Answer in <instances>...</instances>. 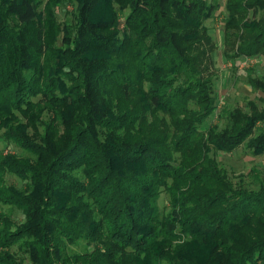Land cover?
<instances>
[{"label":"trees","instance_id":"trees-1","mask_svg":"<svg viewBox=\"0 0 264 264\" xmlns=\"http://www.w3.org/2000/svg\"><path fill=\"white\" fill-rule=\"evenodd\" d=\"M224 1V56L264 57V0ZM219 6L0 0V264H264V183L214 154H264V106L204 126Z\"/></svg>","mask_w":264,"mask_h":264},{"label":"rangeland","instance_id":"rangeland-1","mask_svg":"<svg viewBox=\"0 0 264 264\" xmlns=\"http://www.w3.org/2000/svg\"><path fill=\"white\" fill-rule=\"evenodd\" d=\"M68 9H71L70 4ZM225 16V1L220 0V6L214 17L206 21L217 44L215 66L211 68L218 74L215 80L218 107L215 113L206 120L204 124L206 127L214 122L221 123L220 116L223 107L241 106L246 108L248 100H254L259 106H264V103L258 97V92H254L246 81L247 71L252 70L256 75L264 74V57H246L238 62L236 68L233 67V64L227 60L223 53ZM214 154L226 167L235 184L244 181L247 185L259 187L260 182L264 183V154L254 155L246 149L245 145H241L233 152L219 151ZM165 202L166 194L163 193L159 199V206L163 207ZM76 248L79 249V247Z\"/></svg>","mask_w":264,"mask_h":264}]
</instances>
